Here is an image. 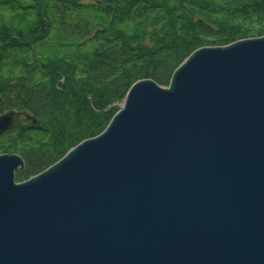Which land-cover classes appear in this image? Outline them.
<instances>
[{"label":"water","instance_id":"1","mask_svg":"<svg viewBox=\"0 0 264 264\" xmlns=\"http://www.w3.org/2000/svg\"><path fill=\"white\" fill-rule=\"evenodd\" d=\"M24 167L0 154V264H264V36L137 81L103 132Z\"/></svg>","mask_w":264,"mask_h":264},{"label":"trees","instance_id":"2","mask_svg":"<svg viewBox=\"0 0 264 264\" xmlns=\"http://www.w3.org/2000/svg\"><path fill=\"white\" fill-rule=\"evenodd\" d=\"M264 35V0H0V154L19 179L99 135L131 86H168L196 49ZM26 112L37 119H24Z\"/></svg>","mask_w":264,"mask_h":264},{"label":"rangeland","instance_id":"3","mask_svg":"<svg viewBox=\"0 0 264 264\" xmlns=\"http://www.w3.org/2000/svg\"><path fill=\"white\" fill-rule=\"evenodd\" d=\"M255 37H257V36H255ZM123 103H119V105H122ZM6 113V112H5ZM24 119H26V117H24L23 115H21V117H20V120H19V123H24L25 121H24ZM36 121H37V119L35 118V117H32V122L33 123H36ZM16 181L17 182H22L23 180L22 179H19L18 178V176L16 177Z\"/></svg>","mask_w":264,"mask_h":264}]
</instances>
